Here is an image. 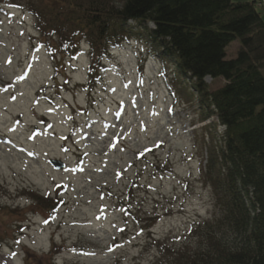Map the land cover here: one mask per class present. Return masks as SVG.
<instances>
[{
  "label": "rangeland",
  "instance_id": "1",
  "mask_svg": "<svg viewBox=\"0 0 264 264\" xmlns=\"http://www.w3.org/2000/svg\"><path fill=\"white\" fill-rule=\"evenodd\" d=\"M5 6L13 7L0 3V264H152L150 235L194 249L192 223L217 213L202 178L203 128L223 132L201 120L193 82L167 64L166 84L154 58L140 76L133 41L112 50L92 92L87 56L54 62L29 12L13 7L11 17ZM204 83L213 91L224 81ZM169 86L179 95L173 110ZM25 189L58 193L64 204L48 212Z\"/></svg>",
  "mask_w": 264,
  "mask_h": 264
},
{
  "label": "trees",
  "instance_id": "2",
  "mask_svg": "<svg viewBox=\"0 0 264 264\" xmlns=\"http://www.w3.org/2000/svg\"><path fill=\"white\" fill-rule=\"evenodd\" d=\"M0 3L30 13L54 62L75 58L79 42H86L90 90L101 82L112 50L131 41L161 61L165 73L167 64H174V72L188 77L202 109L201 120L214 118L225 128L220 138L211 131L214 124L203 128L210 142L202 178L217 213L192 223V250L149 238L158 249L152 264H264V9L254 1L232 0ZM235 41L239 48L228 58L227 49ZM205 78L222 79L224 84L210 91ZM25 190L48 212L63 205L58 195Z\"/></svg>",
  "mask_w": 264,
  "mask_h": 264
},
{
  "label": "crops",
  "instance_id": "3",
  "mask_svg": "<svg viewBox=\"0 0 264 264\" xmlns=\"http://www.w3.org/2000/svg\"><path fill=\"white\" fill-rule=\"evenodd\" d=\"M233 2H250V1H254L257 4L259 3H264V0H232Z\"/></svg>",
  "mask_w": 264,
  "mask_h": 264
},
{
  "label": "water",
  "instance_id": "4",
  "mask_svg": "<svg viewBox=\"0 0 264 264\" xmlns=\"http://www.w3.org/2000/svg\"><path fill=\"white\" fill-rule=\"evenodd\" d=\"M53 165H55V164H53Z\"/></svg>",
  "mask_w": 264,
  "mask_h": 264
}]
</instances>
